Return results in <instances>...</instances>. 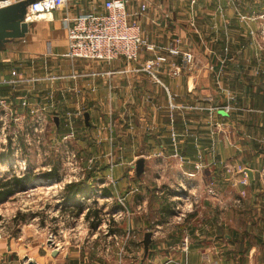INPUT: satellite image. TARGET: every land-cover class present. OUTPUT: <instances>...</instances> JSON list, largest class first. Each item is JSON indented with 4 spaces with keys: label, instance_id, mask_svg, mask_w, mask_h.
I'll use <instances>...</instances> for the list:
<instances>
[{
    "label": "crops",
    "instance_id": "obj_1",
    "mask_svg": "<svg viewBox=\"0 0 264 264\" xmlns=\"http://www.w3.org/2000/svg\"><path fill=\"white\" fill-rule=\"evenodd\" d=\"M229 1L128 0L145 39L159 47L156 52L143 49L139 62L121 57L106 63L66 56V10L71 14L95 7L102 10L103 0H70L66 9L31 20L24 16L29 24L24 36L0 37V79L13 78L14 71L18 78L0 84V117L4 111H12L10 123L21 122L29 132L42 121L53 152L48 171L61 175L54 158L61 148L63 153L65 149L76 151L85 166V178L73 181L85 182L78 193L67 199L65 188L72 182L62 191L63 207L74 205L66 215L73 226L64 233L63 248L54 254L49 246L50 252L41 255L45 243L39 242L29 246L35 254L31 255L22 247H9L0 250V264H26L29 260L37 264H264L262 226L232 233H216L208 227L192 234L173 224L178 195L172 182L180 185L176 177L199 186L211 176L210 182L215 183L210 164L224 153L216 155L214 145L225 139L215 136L214 126L226 122L219 113L223 106L216 104L228 101L231 79L245 90H263L259 81L264 76L256 67L250 70L252 74L235 67L231 73L230 67L262 58L256 50L257 56L254 52L246 59V49L250 42L263 39L264 19L259 15L264 9L231 7ZM201 33L206 39L202 44ZM172 42L181 51L192 52L194 60L170 54L166 47ZM201 45L206 48L202 56ZM231 47L237 52L230 53ZM155 53L168 58L156 68L157 79L135 70ZM177 66L179 73L175 74ZM164 170L169 172L166 181ZM257 172L248 188L252 191L261 186L262 194L264 172ZM229 181L225 179L224 190L233 188L231 183L242 188ZM92 192L98 198L84 206L81 197L88 199ZM242 198L246 199L240 193ZM115 209L123 215L111 217L106 233L102 219ZM246 224L259 225V218ZM129 231L135 236L127 237ZM186 237L188 249L183 247Z\"/></svg>",
    "mask_w": 264,
    "mask_h": 264
},
{
    "label": "rangeland",
    "instance_id": "obj_2",
    "mask_svg": "<svg viewBox=\"0 0 264 264\" xmlns=\"http://www.w3.org/2000/svg\"><path fill=\"white\" fill-rule=\"evenodd\" d=\"M229 2L231 7H245L250 10L264 9V0H230ZM261 33L263 39L258 38L256 43L250 42L246 49V59H249V55L252 56L256 50L259 57V53L262 55L261 59H257L259 63H253L254 61L249 63L248 61L246 64L232 65L230 67L231 73L233 67L236 68V71L238 68H243L248 73L250 70L255 71L254 68L256 67L258 73L261 72L264 76V26ZM203 40L206 41L205 34L201 33L199 42L201 43ZM204 47L201 45L199 48L201 56L206 54V48ZM237 50L236 48H229L230 53L237 52ZM216 52L221 54L222 51ZM236 74L238 72L234 73V75ZM232 80L228 101L225 100V102L216 104L217 106H223L219 113L220 118L222 117L226 122L221 121L218 125L215 122L214 126L215 136L221 135V138L225 139L224 143L217 141L214 145L216 155L219 152L224 153L223 157L218 158L217 156L219 160H214L210 164L212 171H214L215 183L210 182L211 179L213 180L210 176L211 173L209 174L210 177H205L208 181L205 179L200 182L201 185L199 186L187 183V181L177 177V181L179 180L181 184L172 182V187H174L178 196H182L186 200L183 193L179 192V188L182 187L184 190L187 189L192 197L186 202L182 201L184 215L181 220L173 222L179 231L193 234L195 230L205 231L209 227L210 231V227H212L216 233H232L234 230L245 231L247 227H264V197H262L264 193L259 194L263 187L258 186V189H252V191L248 188L253 182L249 171L258 173L257 171L260 170L261 173L264 172V78L259 81L263 84V90L260 91L253 87H247L245 90L242 88L243 85L238 87L237 81ZM218 90L222 92L223 88L219 87ZM227 106L229 107L227 108ZM221 113L223 114L221 115ZM8 122L10 123L9 120ZM22 131L24 133L21 136ZM44 131L45 128H39L38 130L34 128L33 132H29V129L22 126L21 122H17L16 124L10 123L5 129L6 142L0 137V148L3 149H0V151L7 153L5 162L0 163V179L9 178L13 174H23L27 170L38 173L37 177L24 188L0 202V250H6L9 247H22L29 254L35 255L30 247L33 244L37 245L39 242H44L45 244L41 248L45 252L43 251L40 254H48L49 249H51L49 247L51 246L49 243L50 234L53 232L60 242H64L65 231L73 226L68 224L66 215L69 213V207L74 205L63 207L62 191L64 187H61L63 183L60 180L65 174L68 175L67 179L70 175L74 176L80 170L79 166H83L84 163L80 161L78 166H76V163L69 165L66 163V158L63 159L62 157L67 154V149L63 153L64 150L61 148L54 156L59 164V169H61V175H57L55 178H46L42 172L48 171V168L51 167L49 163L51 157H53V152L50 150L51 140L48 139V135ZM20 163H22V166L25 164L28 167L27 170H22ZM169 165L171 166V164ZM157 168L162 169V167ZM244 171L249 174V182H244L246 177ZM238 172L241 174L240 177L235 176ZM163 176L166 181L169 178V172L164 170ZM225 179H230L234 184L242 185V188L234 187L229 181L233 188L224 190L226 189L224 187ZM240 193L242 197L246 198V202L243 198L242 200L239 199ZM89 196H92V193H89ZM177 201L174 206L180 204ZM252 203H257L258 207H254ZM87 204L88 202L85 200L84 206H88ZM20 212L24 216V220H16V216ZM255 217L259 218V225L246 224L249 221H254ZM72 224L77 225L76 223ZM175 236L172 235V237Z\"/></svg>",
    "mask_w": 264,
    "mask_h": 264
},
{
    "label": "built area",
    "instance_id": "obj_3",
    "mask_svg": "<svg viewBox=\"0 0 264 264\" xmlns=\"http://www.w3.org/2000/svg\"><path fill=\"white\" fill-rule=\"evenodd\" d=\"M20 1L22 0H0V8L13 5ZM69 3L70 0H35L27 7L25 16L27 20H31L45 13H51L59 9H66ZM103 8L104 9L100 10L95 7L78 14H71L66 10L63 22L65 23L67 37L69 39L66 52L67 57L72 59L84 58L99 60L106 63H111L113 60L123 57L130 62H139L143 49L150 52H156L159 49L156 44L150 43L145 39L140 21L132 18L134 13L129 11L128 0H103ZM142 9H146V6L142 5ZM259 17L264 18V13L260 14ZM166 49L170 54L180 55L182 53L185 61L192 62L194 60V54L192 52L181 51L175 42L170 43ZM167 59L168 58L165 54L155 53L152 58L146 59L144 62L140 63L135 70L150 73V75L157 79L156 68ZM174 73H179V66L174 69ZM12 74L13 78L11 79H0V84L16 82L18 78L16 77L15 71ZM2 102L4 103V101ZM228 107L229 106H227V108ZM12 115V111L8 110L6 112L4 111L0 117L2 123L0 137H2V140L5 142L7 141L5 129L9 126L8 120L11 119ZM42 127V121H39L33 129L35 128V130H38ZM66 152L67 154H65L64 157L66 158V163L69 165L76 163V166H78L80 161L84 163V158L76 151L67 150ZM20 164L22 170H27L28 167L25 164L23 166L22 163ZM79 167L80 170H78L74 176L70 175L69 179H67V174L62 176L60 182H62L63 185H61V187H65L67 183H71L74 180L79 181L85 178L84 164ZM198 168H200V164L198 165ZM247 171H244L246 176L244 182H249V174H247ZM179 192L183 193L186 200H184L182 196H176L178 199H175L176 201L178 200L177 203L180 204L173 207L174 220H181L184 215V206L181 204L182 201L186 202L188 199H192L190 192L188 193L187 189L184 190L181 187L179 188ZM97 195V193L92 192V196H88V199L86 196L81 198L82 201L87 200V202L91 204L93 203V199L97 198ZM90 197H92V199H90ZM106 215L108 217H104L102 222L105 221L106 223L105 228H107V233L110 232L108 228L109 223L111 222V217L122 216L123 212L120 209H115L107 212ZM99 228L101 227L99 226ZM133 236H135L134 233L130 231L127 232V237L130 238ZM49 242H51L50 245L54 249L59 250V248L63 246L53 232L50 234ZM183 247L185 249H188L189 247V239L187 237L183 241Z\"/></svg>",
    "mask_w": 264,
    "mask_h": 264
},
{
    "label": "water",
    "instance_id": "obj_4",
    "mask_svg": "<svg viewBox=\"0 0 264 264\" xmlns=\"http://www.w3.org/2000/svg\"><path fill=\"white\" fill-rule=\"evenodd\" d=\"M35 0H22L13 5L0 8V37H21L28 32V22L24 20L27 7ZM252 181H254V172L249 171ZM151 233L146 234L145 244L148 247ZM51 243V242H49ZM58 252L55 249L54 254ZM26 264H37L34 260L27 261Z\"/></svg>",
    "mask_w": 264,
    "mask_h": 264
},
{
    "label": "trees",
    "instance_id": "obj_5",
    "mask_svg": "<svg viewBox=\"0 0 264 264\" xmlns=\"http://www.w3.org/2000/svg\"><path fill=\"white\" fill-rule=\"evenodd\" d=\"M6 152L0 151V161L3 159H6ZM38 173H35L33 171L27 170L23 174H13L9 178H1L0 179V202L8 199L13 194H15L17 191H19L21 188H24L28 183L33 181L37 177ZM42 174L46 178H55L57 175L55 171H44ZM84 181L80 182H72L71 184L66 185V193H67V199H72L75 194L78 193V191L81 189L82 185L84 184ZM22 216V217H21ZM24 216L20 212L16 216V220L23 219Z\"/></svg>",
    "mask_w": 264,
    "mask_h": 264
},
{
    "label": "bare ground",
    "instance_id": "obj_6",
    "mask_svg": "<svg viewBox=\"0 0 264 264\" xmlns=\"http://www.w3.org/2000/svg\"><path fill=\"white\" fill-rule=\"evenodd\" d=\"M42 188V187H41Z\"/></svg>",
    "mask_w": 264,
    "mask_h": 264
}]
</instances>
